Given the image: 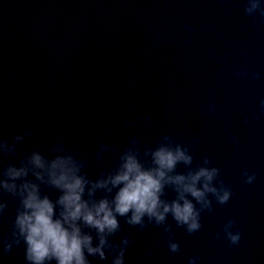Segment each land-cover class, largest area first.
I'll return each instance as SVG.
<instances>
[{"label": "water", "instance_id": "water-1", "mask_svg": "<svg viewBox=\"0 0 264 264\" xmlns=\"http://www.w3.org/2000/svg\"><path fill=\"white\" fill-rule=\"evenodd\" d=\"M242 68L260 78H240ZM261 98L264 26H253L242 0H0V134L36 124L44 138L63 126L89 157L90 176L98 143L122 148L137 135L152 146L169 134L189 147L194 165L208 156L231 187L226 205L213 201L202 213L198 232L169 218L179 253L168 251L159 228L137 232L121 222L133 241L125 264H187L191 256L198 264H264ZM133 117L138 124L124 127ZM245 169L257 174L254 183L243 182ZM229 219L241 233L232 247L221 231ZM7 231L0 221V237ZM0 264H24L23 245L0 252Z\"/></svg>", "mask_w": 264, "mask_h": 264}, {"label": "clouds", "instance_id": "clouds-1", "mask_svg": "<svg viewBox=\"0 0 264 264\" xmlns=\"http://www.w3.org/2000/svg\"><path fill=\"white\" fill-rule=\"evenodd\" d=\"M242 5L253 26H264V0H242ZM236 75L260 78V73L247 68ZM259 108L264 114V98ZM208 110L213 112L215 107ZM143 119L149 123L150 114L144 113ZM138 122L133 117L122 123L130 128ZM109 156L111 164L105 167ZM93 160L97 172L90 176L89 157L66 139L63 126L44 138L36 124L0 134V221H8V231L0 237L2 254L23 245L24 264H92L93 260L125 264L133 241L122 235L121 222L137 232L159 228L168 251L179 253L169 218L191 235L201 229L202 213L213 211V201L223 206L232 196L221 169L208 156L194 165L189 147L169 134L152 146H145L137 135L129 136L122 148L100 142ZM241 176L245 184L257 178L246 169ZM169 193L174 195L169 198ZM10 204L14 209L9 219ZM235 224L229 219L221 229L229 247L240 243L239 229L232 231ZM220 235L217 232L215 238ZM199 259L191 256L187 264H198Z\"/></svg>", "mask_w": 264, "mask_h": 264}]
</instances>
